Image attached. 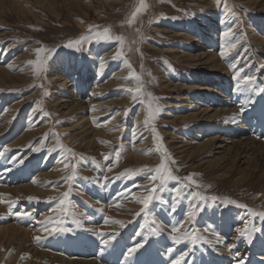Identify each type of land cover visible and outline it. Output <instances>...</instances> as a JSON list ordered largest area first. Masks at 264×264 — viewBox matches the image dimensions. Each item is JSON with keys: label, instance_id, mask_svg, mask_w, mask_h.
Instances as JSON below:
<instances>
[{"label": "rangeland", "instance_id": "374dc122", "mask_svg": "<svg viewBox=\"0 0 264 264\" xmlns=\"http://www.w3.org/2000/svg\"><path fill=\"white\" fill-rule=\"evenodd\" d=\"M144 3L133 19L140 0H0V226L21 229L0 232V264H264V162L199 150L230 128L264 142V0ZM58 78L102 115L78 126L89 108L65 114ZM215 105L228 116L190 122ZM30 181L42 194L5 191Z\"/></svg>", "mask_w": 264, "mask_h": 264}, {"label": "bare ground", "instance_id": "6f19581e", "mask_svg": "<svg viewBox=\"0 0 264 264\" xmlns=\"http://www.w3.org/2000/svg\"><path fill=\"white\" fill-rule=\"evenodd\" d=\"M262 8V7H261ZM261 10H263V9H261ZM261 12V11H260ZM198 50H200V47L198 48ZM201 51H202V49H201ZM105 58H107V57H105ZM188 59L189 60H191V61H193V62H196L197 63V65L200 67H206L207 68V71H209V72H213V71H221V69H222V67H221V65L220 64H218V61H217V59L215 58V56H213V55H210L209 53H201V52H197V53H195V55L194 56H192V55H189L188 56ZM106 71V70H105ZM206 71V72H207ZM226 73V72H225ZM81 75V74H80ZM119 75H121V74H119ZM84 77V75H82V76H78L77 78H76V83H78V84H80V81L82 80V78ZM57 84L59 85V88H62V90H63V92H65V91H67V94H69L68 96H69V99H64V98H61V99H58V100H56V102H58L57 104H58V107H60V108H62L61 110H66V112H65V114H73V115H80V114H78V112H83V109H81V107L82 106H84V104L86 105V106H84V107H88L89 108V116L88 117H85V119H83V121H81L79 124H78V126H80V125H82L83 124V126H86L89 122H90V124L91 123H93V122H95V121H93V117H99V116H101L102 114V112L99 110V108H94V109H92L91 108V104H92V101H91V99H89V98H86V100H85V102L84 103H82V97H81V99H79V98H77L76 96V94H75V84L74 83H71L70 81H68V80H60L59 78H58V82H57ZM116 84H120V83H118V79L117 78H115V79H112L111 81H109L108 83H107V85L104 87V90L106 89V90H108L110 87H111V85H116ZM83 85V84H82ZM120 85H122V84H120ZM191 85V84H190ZM223 85V84H222ZM86 86H87V84L86 85H83V89L84 88H86ZM123 86V85H122ZM173 89H175L174 88V86L175 85H170ZM185 86V85H184ZM214 87H215V85H214ZM108 88V89H107ZM112 88V87H111ZM181 88H183V90H179V91H186L187 90V88L188 87H181ZM190 88H192V92H193V90L194 91H197V92H199L200 94H206V93H209V91H212V89H210V88H206V87H200V86H192V87H190ZM94 89V88H93ZM110 90V89H109ZM216 91V90H215ZM109 92V91H108ZM176 92H178V91H175V93ZM188 92V91H187ZM213 92V91H212ZM252 93V92H251ZM54 94L56 95V94H58V92L56 91V92H54ZM107 94V93H106ZM105 94V95H106ZM220 94V93H219ZM221 94H222V92H221ZM93 96H95V95H93ZM97 96V95H96ZM101 97V96H100ZM103 97V96H102ZM221 97H223L224 99H227V97L228 96H221ZM221 97H219V98H221ZM67 98V97H66ZM93 98V97H92ZM99 98V97H98ZM95 99V98H94ZM180 99L181 100H186V98H184V99H182L181 97H180ZM188 99V98H187ZM221 102V107H225L226 105H227V103L226 102H228V105H229V100H224L223 102H222V100H220ZM190 102V101H189ZM231 103V102H230ZM214 104V103H213ZM238 104V103H237ZM99 106V105H98ZM106 106V105H105ZM215 106H217V105H215ZM100 107V109H102L101 108V106H99ZM103 107V106H102ZM228 107V106H227ZM218 106L215 108V110H211V109H209L208 108V110L207 109H205V110H203L202 112H200V115L197 117V116H195V117H193V119H191L192 121H190V122H192L193 123V121H199V122H206V123H209V122H213V121H215V119L217 118V117H219V115H220V113H222L223 114V116H224V118H226L227 116H228V113H227V111L228 110H225V109H223V110H218ZM226 108V107H225ZM109 109V108H108ZM222 109V108H221ZM227 109V108H226ZM103 110V109H102ZM111 111V110H110ZM231 111V110H230ZM229 111V112H230ZM109 113V112H108ZM261 114V113H260ZM257 115V114H256ZM229 116H231V115H229ZM250 116V115H249ZM248 116V117H249ZM261 116V115H260ZM104 117V116H103ZM194 118H196V119H194ZM198 118V119H197ZM236 119H238V118H236ZM96 120V119H95ZM226 120V119H225ZM224 120V121H225ZM237 121V120H236ZM248 121V120H247ZM189 122V123H190ZM229 122V121H228ZM233 123V122H232ZM238 124H239V122H237ZM213 124V123H212ZM228 124V123H227ZM240 124H243L242 122H240ZM224 125V124H223ZM235 125V124H234ZM93 125H90L89 126V128H88V133H98L97 132V130H92V127ZM218 126H222V125H218ZM225 126V125H224ZM229 126V125H228ZM239 126H244V125H239ZM255 126H256V124H255ZM245 127H247V125L245 126ZM250 127V126H249ZM5 128V127H4ZM4 128H0V132H1V134L0 135H2V132L4 131ZM75 127H72V128H66V127H63V129H61V131L60 132H62V133H65V132H67V131H71L72 129H74ZM222 128V127H221ZM241 128V127H240ZM262 128V127H261ZM246 130V128H244L243 127V129H238V128H230V129H227V130H225V132L223 131V134H224V136H216V135H214V137H211V139L207 142V143H204V144H202L201 146H199V150L200 151H203L204 149H206V146L209 144V143H213L214 141H217V140H220V142L221 143H223V144H225V146L224 147H218L217 149H222L223 150V152H225V153H229V155L228 156H231V155H234V156H232L233 158L235 157V155H236V157H240L241 158V160H243V161H245V160H247L248 159V157H251V156H253V158L251 157V159H258V162L260 163V162H264V158L261 156L260 157V155H262L263 154V151H264V142H258V141H254V140H252V139H250V138H248L247 136H245V135H242V133L244 132ZM259 130V129H258ZM250 131V130H249ZM4 133V132H3ZM5 133H6V130H5ZM254 133H256V132H254ZM100 134V133H99ZM246 134V133H245ZM198 134H195V138H198ZM25 139H27V138H24V136H22L21 138H19L18 140L16 139L15 141H14V143L15 144H21V143H25L26 142V140ZM257 140V139H256ZM13 143V144H14ZM17 144V145H18ZM73 144V143H72ZM198 144V143H197ZM216 145V144H215ZM224 148H225V150H224ZM218 151V150H217ZM227 156V155H226ZM250 159V158H249ZM249 161V160H248ZM253 161H255V160H253ZM5 174H7V173H5ZM0 175H1V173H0ZM4 176V175H3ZM37 177V176H36ZM35 177V178H36ZM34 178V179H35ZM39 178V177H38ZM117 179V178H116ZM13 181V180H12ZM41 186V185H40ZM12 188V187H11ZM40 189V187H39V185H37L36 183H33V184H31V181H30V184L29 185H24V186H20V187H14L13 189H8V190H5V191H8V192H11V193H13L14 195H22V194H24V195H29V196H32V195H34V194H42V192L40 193V191H38ZM24 214V213H23ZM89 227V226H88ZM93 227V226H92ZM3 230V231H2ZM0 232H4V233H8V234H12V235H14V234H18V233H21V229L19 230V229H17L16 227H14L13 225H11V224H9V225H6V226H0ZM35 236V235H34ZM26 237H28V234L26 233V235H24V240H25V238ZM234 247V246H233ZM221 249V248H220ZM40 251V250H39ZM61 251V250H60ZM69 251V250H68ZM78 251V250H77ZM76 251V252H77ZM147 251V250H146ZM23 252V251H22ZM72 252H75V251H72ZM58 253H59V251H58ZM70 254H71V252H69ZM78 253V252H77ZM238 253V252H237ZM41 255V254H40ZM46 255V254H45ZM227 255V254H226ZM43 256V255H42ZM71 256V255H70ZM73 256V255H72ZM147 256V255H146ZM69 257V256H68ZM104 257V256H103ZM70 258V257H69ZM86 258V257H85ZM113 257H111L110 259H112ZM54 259H56V258H54ZM105 260V259H104ZM226 260V259H225ZM79 261V260H78ZM92 261V260H91ZM65 262V261H64ZM72 262V261H71ZM70 262V264H78V263H71ZM109 262V261H108ZM82 263V262H81ZM81 263H79V264H81ZM90 263V262H89ZM92 263H93V261H92ZM99 263V262H98ZM211 263V262H210ZM239 263V262H238ZM52 264V263H51ZM67 264V263H66ZM104 264V263H103ZM213 264V263H212Z\"/></svg>", "mask_w": 264, "mask_h": 264}, {"label": "snow or ice", "instance_id": "6c2138e0", "mask_svg": "<svg viewBox=\"0 0 264 264\" xmlns=\"http://www.w3.org/2000/svg\"><path fill=\"white\" fill-rule=\"evenodd\" d=\"M146 7H147V4L144 3V0H140V7H138V8L136 9V11L132 13V17H133V19L135 18V16H136L137 13L141 12V11L144 10ZM128 22H129V24H131V23H132V20H129ZM90 29H91V26H90ZM109 32H110V30H109L108 28H105L104 31H103V33H97V35H98V36H104V37H107V38H114V39H116V40H119V41L121 42V45H123V43H124L123 37H119V36H117V37H111V36H109ZM233 47H235V45H233ZM122 54H123V53L120 52V51L117 52V56H120V55H122ZM221 55L223 56L224 53H221ZM29 63H32V62L30 61ZM136 79L138 80L139 77H136ZM249 79H251V78H249ZM128 91L139 93V92H140V89H129ZM261 92H264V89H261ZM133 98L135 99L136 97L134 96ZM151 100H152V98H151V96H150V94H149V101L151 102ZM241 109H242V111L244 110V106H243V105L241 106ZM157 111H158V109H157ZM152 114H153V113H152L151 103H149V117H150V118H151ZM147 122H148V121L146 120V123H147ZM153 131H155V130L153 129ZM157 171H159V169H157ZM169 178H170V179H175V177H171V176H169ZM68 179H71V177H69ZM155 179H156V177H153V180H155ZM188 179L191 181V177H188ZM65 195H67V194H65ZM151 198H152L151 196H150V197H145V198H144L143 203H144V206H145V207H147V202H148V200H150ZM213 199H215V198H213ZM193 214H194V210L189 211V213H188V215H189L190 218L193 216ZM257 215L264 216V213H260V214H257ZM114 223H121V222H120V221H115ZM156 231L158 232L159 229H156ZM172 231H173V232H176V231H178V230H177V228H176L175 226H173ZM248 233H249V229L247 228V226L245 227V229L240 230V235H241V236L247 235ZM37 239H38V238H37ZM173 239H178V238H177V237H173ZM193 239H195V237H193ZM139 248H141V245H140L139 243H137L135 247L130 248V249L128 250L129 255H131V254H133V253H136L137 249H139Z\"/></svg>", "mask_w": 264, "mask_h": 264}]
</instances>
